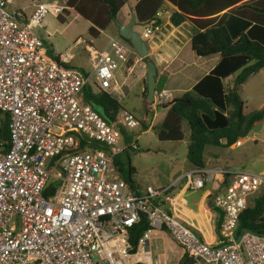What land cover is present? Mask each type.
<instances>
[{
	"label": "built area",
	"instance_id": "built-area-1",
	"mask_svg": "<svg viewBox=\"0 0 264 264\" xmlns=\"http://www.w3.org/2000/svg\"><path fill=\"white\" fill-rule=\"evenodd\" d=\"M30 5L26 15L15 0H0V115L8 130L7 147L0 140V264H168L149 244L164 233L188 264H264V234H235L249 197L264 190V172L192 166L165 185L130 187L114 165L125 149L118 125L139 123L123 109L106 122L82 100L81 89L87 83L116 96V70L131 72V46L118 36L101 48L78 38L90 70L63 66L70 54L52 58L35 29L66 5ZM140 25L143 40L160 29L154 19ZM169 97L154 90L151 103ZM206 183L214 189L208 203L220 212L214 243L182 213L185 194ZM141 220L146 226L133 247L129 228Z\"/></svg>",
	"mask_w": 264,
	"mask_h": 264
},
{
	"label": "trees",
	"instance_id": "trees-1",
	"mask_svg": "<svg viewBox=\"0 0 264 264\" xmlns=\"http://www.w3.org/2000/svg\"><path fill=\"white\" fill-rule=\"evenodd\" d=\"M124 2L125 0H64L66 7L72 8L90 23L87 34L93 38L115 18L116 12ZM164 2L174 7L168 16V22L172 26L189 21L195 28V32L189 37V48L196 56H219L213 67L189 89L164 102L165 114L162 120L156 123L157 139L172 141L182 139V124L185 125L188 130L185 157L191 167L200 168L206 164L202 155L205 146L228 147L244 137L254 123L264 117V103L261 107L245 113L242 111V100L236 93L237 87L249 74L264 68V0H136L132 8L135 23L142 24L153 19L159 23L155 13ZM222 10L226 13L217 20V14ZM52 58L56 59V55ZM128 63L131 64V61ZM145 92L143 80L144 112L148 113L152 112V109L151 102L145 100ZM81 97L106 122H111L118 110H126L115 96L97 88L94 90L91 84L86 83L82 87ZM137 121L143 129L148 127L139 119ZM118 130L123 133L125 128L118 125ZM0 140L3 147H7L5 113L0 115ZM114 165L120 176L122 169L115 158ZM132 171L127 160V171L120 177L130 187L137 189L138 185L130 178ZM51 185L52 182L45 188L44 195ZM206 200H209V196ZM207 206L217 212L210 203H207ZM219 220L220 212H217L216 234ZM145 226V222L141 220L129 228V242L133 247ZM246 230L264 234V190L252 195L251 203L247 204L238 216L235 234ZM178 264H188L184 255Z\"/></svg>",
	"mask_w": 264,
	"mask_h": 264
},
{
	"label": "rangeland",
	"instance_id": "rangeland-1",
	"mask_svg": "<svg viewBox=\"0 0 264 264\" xmlns=\"http://www.w3.org/2000/svg\"><path fill=\"white\" fill-rule=\"evenodd\" d=\"M41 1L55 4L64 3V0ZM30 2L31 0H15V5L22 8L23 12H26L25 14L28 15L32 9ZM134 2L135 0H125L124 6L118 11L114 19L120 23L128 21L130 18L129 6ZM167 10L160 16V26L164 25V27L159 32H155L151 38L144 39L146 44L149 45L151 40L157 41V37L167 34L168 31L167 46L163 48L168 49L171 47L173 52L176 50L178 52L174 61L163 62L162 65H154L156 72L155 91L165 89L170 92V97L164 102H168L178 96L182 89L198 78L211 58V56H196L190 50L189 37L195 32V28L189 21H184V23L182 22L179 26L175 27L171 24L169 25L168 22L164 23L167 19L165 15L172 12V9L169 7H167ZM89 25L88 21L75 15V12L67 7L58 17L46 15L42 19L41 26L36 27L35 32L48 44V55H52L53 57V51L56 53L67 52L71 54V57L67 60V64L85 72L90 70V61L83 50V42H75V39L81 38L83 41H87L88 38H92V45L96 48H101L105 45L109 36H118L113 20L94 38L87 34ZM133 29L139 32L141 25L135 23ZM129 55L128 61L130 60L131 63L134 59L138 58L134 53H130ZM151 55L153 57V54ZM150 57L149 54L146 56V58L152 60ZM128 61L127 65H129ZM143 64V60H137L128 75L122 73L123 67L116 70L117 82L120 90H123L122 97L118 99V102L144 125H148L146 129H143V126L139 124V126L133 129H125L123 133L120 132V138L125 149L115 156L123 174L127 171L128 160L130 167L133 169L130 173V178L140 188L146 185H165L176 175L191 167L185 157L186 144L188 142V130L185 125L182 124V139L176 141L158 140L156 137V123L162 120L166 107L162 106V103H151L150 108L152 112H144L143 93L140 91L142 80L145 82ZM164 65L165 67L173 66V72L170 73L168 70H165ZM178 68L179 70H177ZM142 70L143 72L140 74ZM190 72H194L193 78L187 79L188 77L186 76ZM93 89L95 90L94 87ZM236 93L242 100L243 112L246 113L261 107L264 103V70L249 74L244 82L237 87ZM131 144H134L135 148H130ZM202 155L206 166L219 165L225 168L241 166L244 171L254 173L264 172V119L254 124L246 136L239 138L232 145L228 147L207 145ZM122 173L120 176H122ZM210 185V183H206L201 189L187 192L185 194L187 204L193 206L194 201L199 198L200 194L210 189ZM247 203H251V196ZM149 241L153 251L154 249H157V251L162 249L159 238H151ZM167 244L168 241L165 245ZM166 256L170 264L176 262L174 251L166 250Z\"/></svg>",
	"mask_w": 264,
	"mask_h": 264
},
{
	"label": "crops",
	"instance_id": "crops-1",
	"mask_svg": "<svg viewBox=\"0 0 264 264\" xmlns=\"http://www.w3.org/2000/svg\"><path fill=\"white\" fill-rule=\"evenodd\" d=\"M136 2V0H135ZM135 2L129 6V12H133L132 11V8H133V5L135 4ZM125 3V2H124ZM124 3L122 4V6L118 9V11L124 6ZM167 7L171 8L172 10H174V7L167 3V2H164L163 6L161 8H159L156 12L159 13V17H157L160 22L158 23L159 25H161V18L160 16L162 15L163 12H166L168 11L167 10ZM72 9V8H70ZM73 10V9H72ZM118 11L116 12V15L118 13ZM26 13V12H25ZM127 13V12H126ZM226 13L225 10H222L220 11L218 14H217V20H219L220 17H222L224 14ZM75 15L79 16L76 12H75ZM115 15V16H116ZM128 15V14H126ZM167 17L166 19V22L164 23H167L168 22V16H169V13H167L165 15ZM80 17V16H79ZM87 21V20H86ZM125 23V22H124ZM169 23V22H168ZM184 23V22H183ZM90 24V23H89ZM170 25V23H169ZM180 25V24H179ZM178 25V26H179ZM107 27V26H106ZM164 27V25L161 27L160 26V29L159 31ZM105 29V28H104ZM103 31V30H99V33ZM157 31V32H159ZM168 36H169V32L167 31V34L165 35H162L160 37H157L158 40L157 41H150L151 43L148 45L147 44V50H148V54L151 56L150 58H152V62H154L153 64L156 65V64H163V62H171V61H174L175 60V56H177L178 52L177 50L176 51H172L171 50V47L168 48V49H164L163 47L164 46H167L166 42H167V39H168ZM91 37V36H90ZM111 37H114V36H109L108 38H111ZM107 38V39H108ZM78 38L75 39V42L77 41ZM81 39V38H79ZM92 41V38H88L87 41L89 40ZM91 45H92V42H91ZM93 46V45H92ZM152 49V50H151ZM83 50L87 56V53L84 49V46H83ZM53 51V50H52ZM173 53V54H172ZM58 53L54 52L53 51V55H57ZM153 54V57L152 55ZM130 56V55H129ZM128 56V57H129ZM211 58H210V62L208 63L207 66H205V69L203 70L202 74L198 77L200 78L203 74L207 73L212 67L213 65L217 62V60L219 59V56L217 54H214V55H210ZM70 57H71V54H70ZM69 57V58H70ZM209 57V56H207ZM88 58V56H87ZM89 60V59H88ZM137 60H139L138 58L137 59H134L133 62L129 65L126 64V66H130L131 67V70L132 68L134 67L135 63L137 62ZM151 60V59H150ZM68 61L64 64L68 65L67 64ZM144 65V64H143ZM167 66V65H166ZM155 67V66H154ZM165 68V70H168L170 73H172L173 71V66H167L165 67V65L163 66ZM144 69H145V66H144ZM143 69V70H144ZM143 70L140 72V74L143 72ZM179 70V68L177 69ZM176 70V71H177ZM260 70H264V68L262 69H259L258 71ZM88 71H85L84 73H86ZM168 72V73H169ZM123 73V72H122ZM193 73L194 72H190L186 77H188L187 79H192L193 78ZM124 74V73H123ZM125 75V74H124ZM169 76V75H168ZM155 77H156V73H155ZM155 77H154V82H155ZM194 79L186 88L182 89L180 93H182L183 91L189 89L191 87V85L198 79ZM231 78V76H230ZM145 83V82H144ZM123 84V82H122ZM121 85V83H120ZM143 90V80H142V85L140 86V91L142 92ZM118 94L115 96L117 98V100L119 98L122 97V94H123V90L121 91L120 88L117 92ZM141 98H142V94H141ZM143 102V100H142ZM125 109V108H124ZM264 119V117L262 118ZM261 119V120H262ZM260 121V120H259ZM258 122V121H257ZM257 122H255L254 124H256ZM248 134V133H247ZM246 134V135H247ZM245 135V136H246ZM206 163V162H205ZM206 165V164H205ZM185 172V171H184ZM183 173V172H182ZM181 174V173H180ZM173 179V178H172ZM171 179V180H172ZM170 180V181H171ZM140 188V187H138ZM214 192V189L212 188V185H210V189H207L205 190L204 193L200 194L199 198L196 199L194 201V205L193 206H189L187 204V199H186V204L184 205V207L182 208V213L184 215V217L187 219V221L196 229L197 233H199L201 235V237L209 242V243H214L216 242V239H217V234L215 232V220H216V217H217V212L216 211H213L211 210L208 206H207V203L209 202V200L207 201L206 200V197L213 193ZM153 238H159L161 240V247L162 249L160 251H157V249H153L151 248V251L152 253L154 254H158L160 255L162 258H164L165 260L168 261V264H170V261L169 259L167 258L166 256V250H170V251H174L175 254H176V262L174 264H178L179 263V260L181 258V256H183L180 248L172 241V239L170 238V236L167 234V233H164V234H157L156 236H154ZM168 241V244L165 245V243ZM164 243V244H163ZM149 244H150V241H149ZM151 246V245H150Z\"/></svg>",
	"mask_w": 264,
	"mask_h": 264
},
{
	"label": "water",
	"instance_id": "water-1",
	"mask_svg": "<svg viewBox=\"0 0 264 264\" xmlns=\"http://www.w3.org/2000/svg\"><path fill=\"white\" fill-rule=\"evenodd\" d=\"M113 22L116 27L117 35L128 41L134 54L138 58H143L145 66V100L151 102L154 93V77L156 72L152 60L146 58L148 55L146 42L140 37L139 32L133 29L135 14L134 12H130V18L125 23H120L115 19H113ZM162 106H166V103H162ZM231 168L242 169L241 166H232Z\"/></svg>",
	"mask_w": 264,
	"mask_h": 264
},
{
	"label": "clouds",
	"instance_id": "clouds-1",
	"mask_svg": "<svg viewBox=\"0 0 264 264\" xmlns=\"http://www.w3.org/2000/svg\"><path fill=\"white\" fill-rule=\"evenodd\" d=\"M164 103V102H163Z\"/></svg>",
	"mask_w": 264,
	"mask_h": 264
}]
</instances>
